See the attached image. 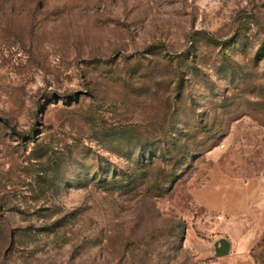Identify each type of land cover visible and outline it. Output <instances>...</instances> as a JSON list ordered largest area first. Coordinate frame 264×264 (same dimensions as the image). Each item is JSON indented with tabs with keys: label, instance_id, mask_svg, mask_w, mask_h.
<instances>
[{
	"label": "rangeland",
	"instance_id": "obj_1",
	"mask_svg": "<svg viewBox=\"0 0 264 264\" xmlns=\"http://www.w3.org/2000/svg\"><path fill=\"white\" fill-rule=\"evenodd\" d=\"M0 264H264V0H0Z\"/></svg>",
	"mask_w": 264,
	"mask_h": 264
},
{
	"label": "water",
	"instance_id": "obj_2",
	"mask_svg": "<svg viewBox=\"0 0 264 264\" xmlns=\"http://www.w3.org/2000/svg\"><path fill=\"white\" fill-rule=\"evenodd\" d=\"M228 245H229V243L227 240H225V239L221 240L218 253L222 254L224 252H227Z\"/></svg>",
	"mask_w": 264,
	"mask_h": 264
}]
</instances>
